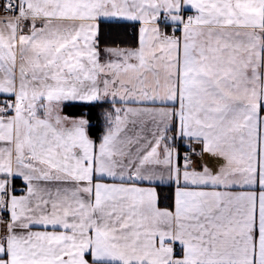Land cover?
I'll return each instance as SVG.
<instances>
[{
	"label": "snow or ice",
	"instance_id": "6c2138e0",
	"mask_svg": "<svg viewBox=\"0 0 264 264\" xmlns=\"http://www.w3.org/2000/svg\"><path fill=\"white\" fill-rule=\"evenodd\" d=\"M0 264H264V0H0Z\"/></svg>",
	"mask_w": 264,
	"mask_h": 264
}]
</instances>
